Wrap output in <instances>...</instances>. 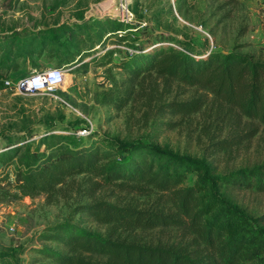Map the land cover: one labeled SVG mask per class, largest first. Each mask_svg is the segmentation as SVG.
<instances>
[{
    "label": "trees",
    "instance_id": "trees-1",
    "mask_svg": "<svg viewBox=\"0 0 264 264\" xmlns=\"http://www.w3.org/2000/svg\"><path fill=\"white\" fill-rule=\"evenodd\" d=\"M96 25L98 44L118 31L125 32L118 42L128 43L136 28L108 18ZM74 30L56 26L23 34L16 47L0 49V67L14 57L46 52L60 66L74 63L84 50L73 41L83 30L77 37ZM150 30L148 24L136 30L144 41L133 38L130 47L138 52L114 65L121 79L104 91V104L121 111L136 97L144 98L151 107L147 119L154 137L180 124L170 119L206 113L210 129L228 131L224 139L213 140L209 157L258 133L264 126V59L239 47L228 52L194 48ZM190 91L187 99H179ZM66 131L48 130L31 143L7 139L0 162L16 159L18 165L12 185L16 193L10 196H52L70 178L83 176L93 193L112 189L155 198L144 206L105 199L80 204L74 213L104 227L105 233L72 221L46 227L38 238L54 247L34 249L38 256L54 264H264V215L253 219L227 194L228 189L264 193V163L218 174L207 157L180 155L140 141L100 143ZM192 175L196 180L188 186ZM0 192L10 193L4 188ZM154 230L174 231L173 241L140 243L133 237L136 231Z\"/></svg>",
    "mask_w": 264,
    "mask_h": 264
},
{
    "label": "rangeland",
    "instance_id": "rangeland-1",
    "mask_svg": "<svg viewBox=\"0 0 264 264\" xmlns=\"http://www.w3.org/2000/svg\"><path fill=\"white\" fill-rule=\"evenodd\" d=\"M126 7L132 19L125 23L136 27L131 43L133 38L144 41V36L137 31L148 24L151 33L164 34L192 44L194 48L209 47L228 52L239 47L240 52L264 59V0H0V33L9 31L1 40L2 44L11 43L16 47L23 34L45 32L38 28L40 25L48 29L73 26L75 37L83 30V37L73 41L84 49L82 57L69 65L60 66L58 59L49 56L48 52L37 56L38 70L46 67L65 69V84L52 93L19 94L6 89L5 80L0 76V152L5 151L3 148L9 137L20 143L23 140L31 143L48 130H69L100 143L140 141L180 155L207 157L218 174L264 163V126L259 127L258 133L249 140L209 157L213 140L224 139L228 131L210 129L206 113L184 120L170 119L180 124L154 137L150 130L151 107L144 98L136 97L121 111L104 104V91L112 87V81L121 79V71L114 65L126 55L124 48L131 47L130 42H118L121 37L118 33L98 44L94 31L98 19L121 20ZM62 40L65 44L69 42L68 37ZM173 45L180 47L178 42ZM91 47L93 49L89 51ZM109 51L113 54L108 55ZM190 93L192 91L179 95V99H187ZM12 148L14 146L6 151L11 153ZM17 169L16 159L0 162V190L4 188L10 192L9 195L0 192V264H54L33 250L54 247L40 241L39 234L46 227L64 221L105 233L104 227L74 213L80 204L105 199L121 204L134 201L144 206L152 204L155 198L153 195L121 194L112 189L93 193L83 176L70 178L52 196L21 197L17 194L13 197L10 195L16 193L12 185ZM195 180L194 175L190 176L187 185H192ZM227 194L253 219L264 215V193L228 189ZM133 237L140 243H171L174 231H136Z\"/></svg>",
    "mask_w": 264,
    "mask_h": 264
},
{
    "label": "built area",
    "instance_id": "built-area-1",
    "mask_svg": "<svg viewBox=\"0 0 264 264\" xmlns=\"http://www.w3.org/2000/svg\"><path fill=\"white\" fill-rule=\"evenodd\" d=\"M131 19L132 14L126 7V13L122 14L121 21L130 22ZM117 33L122 36L123 31H118ZM124 49L126 54L138 52L132 48ZM65 76V69L63 67H46L40 70H33L17 80L7 79L4 81V85L6 89L19 94L27 93L35 95L38 93H52L63 87L66 81Z\"/></svg>",
    "mask_w": 264,
    "mask_h": 264
},
{
    "label": "crops",
    "instance_id": "crops-1",
    "mask_svg": "<svg viewBox=\"0 0 264 264\" xmlns=\"http://www.w3.org/2000/svg\"><path fill=\"white\" fill-rule=\"evenodd\" d=\"M22 1V0H20ZM40 30H46L47 27L45 26H39L38 27ZM17 31H22L19 29H16ZM7 34H9V31H5L3 33H0V49L5 48L9 45H4L2 44L3 41L2 39H5ZM11 44V43H9ZM2 56V53L0 52V58ZM0 67V76L2 77V80H7L12 78L19 79L26 74L30 73L33 70H38L39 62H38V57L36 56H28L24 57L23 55L20 57H14L9 60H7L3 65Z\"/></svg>",
    "mask_w": 264,
    "mask_h": 264
}]
</instances>
